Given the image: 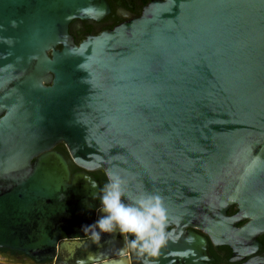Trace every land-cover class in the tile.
<instances>
[{"label": "water", "instance_id": "obj_1", "mask_svg": "<svg viewBox=\"0 0 264 264\" xmlns=\"http://www.w3.org/2000/svg\"><path fill=\"white\" fill-rule=\"evenodd\" d=\"M104 0H0V248L50 264L234 260L264 233V0H157L77 44ZM59 47V48H57ZM85 171L159 194L172 234L157 256L100 216ZM61 232L63 236H61ZM88 236L87 238H84Z\"/></svg>", "mask_w": 264, "mask_h": 264}, {"label": "clouds", "instance_id": "obj_2", "mask_svg": "<svg viewBox=\"0 0 264 264\" xmlns=\"http://www.w3.org/2000/svg\"><path fill=\"white\" fill-rule=\"evenodd\" d=\"M107 183L100 196L104 215L84 230L96 228L93 235L113 233L133 237L128 243L132 249L147 256H157L172 234L168 232V209L159 194L143 193L133 203H125L126 180L117 172L109 171Z\"/></svg>", "mask_w": 264, "mask_h": 264}, {"label": "flooded vegetation", "instance_id": "obj_3", "mask_svg": "<svg viewBox=\"0 0 264 264\" xmlns=\"http://www.w3.org/2000/svg\"><path fill=\"white\" fill-rule=\"evenodd\" d=\"M157 0H104L108 12L99 20H78L73 19L68 24V33L72 36L73 41L77 44L87 36H95L102 31H108L114 27L132 19L140 17L144 8L150 3ZM59 48V47H57ZM52 151L60 154L67 164L69 175L75 173H84L93 178L98 184V197L96 202L98 207L94 209V214L102 209L100 203V196L104 189V185L107 183L105 174L100 170L85 171L80 167L74 165L69 158L68 152L63 143H56L52 148ZM124 202V201H123ZM61 236L63 233L61 232ZM85 236L84 238H87ZM128 240L127 235H124ZM255 242L260 244V249L251 252L234 260H230L224 257L217 246L213 245L209 239H207L206 260L203 264H264V233L256 236ZM0 255L9 259L27 262L30 264H50L48 260L41 262H35L31 257H27L18 251L7 250L0 248Z\"/></svg>", "mask_w": 264, "mask_h": 264}, {"label": "rangeland", "instance_id": "obj_4", "mask_svg": "<svg viewBox=\"0 0 264 264\" xmlns=\"http://www.w3.org/2000/svg\"><path fill=\"white\" fill-rule=\"evenodd\" d=\"M0 264H30L27 262L16 261V260H9L0 255Z\"/></svg>", "mask_w": 264, "mask_h": 264}]
</instances>
